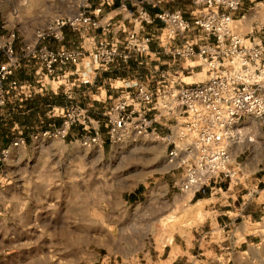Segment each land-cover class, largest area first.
Masks as SVG:
<instances>
[{
  "label": "rangeland",
  "instance_id": "rangeland-1",
  "mask_svg": "<svg viewBox=\"0 0 264 264\" xmlns=\"http://www.w3.org/2000/svg\"><path fill=\"white\" fill-rule=\"evenodd\" d=\"M80 2L0 0V62L6 59L8 45L20 65L28 59L25 44L37 48L58 44V48L72 49L79 55L77 64L47 75L52 83L42 84L36 78L34 81H39L34 86L39 92L35 98H10V92L3 108L0 264H264V221H244L241 231L234 230L232 226L240 220L232 223L228 207L219 199L197 201L209 197L213 189L192 198L182 193L177 185L183 168L167 162L173 144L131 132L120 133L118 141L110 136L111 109L118 100L133 98L135 109L143 110L133 97L135 90L128 93L125 85L133 80L130 74L137 84L154 93V69L163 73L157 79L159 85L176 78L183 84L204 79L198 58L177 59L164 53L163 45L166 49L180 47L189 36L168 43L155 22L153 30H139V36L144 32L153 36V55H145L146 68L133 72L124 67L129 60L108 56L124 49L132 29L117 25L113 40L111 20L99 16L111 4L83 0L84 13L99 25L109 23V31L82 24L65 26L59 38L37 37L55 17L72 16ZM139 55L132 54L131 59ZM23 71L17 67L15 79L32 85ZM124 89L128 92H108ZM71 105L86 111L89 127L75 126L65 137L43 135L59 125L63 108ZM152 112L155 114L154 110L145 111L155 134L171 136L176 147L183 149L188 140L179 137L180 127L174 129L169 120L158 122L160 118ZM12 138L22 141L9 147ZM254 141L249 148L231 153L235 164H246L255 152H264V127L255 130ZM5 148L8 152L3 156ZM258 167L263 172L264 161ZM223 184L227 186V181L217 185ZM255 213L260 214L258 210Z\"/></svg>",
  "mask_w": 264,
  "mask_h": 264
},
{
  "label": "built area",
  "instance_id": "built-area-1",
  "mask_svg": "<svg viewBox=\"0 0 264 264\" xmlns=\"http://www.w3.org/2000/svg\"><path fill=\"white\" fill-rule=\"evenodd\" d=\"M80 1L79 9L72 16L55 17L46 31L38 33L37 37L59 38L65 26L75 28L82 24L109 31L110 24L99 25L84 13V3ZM103 1L111 3L114 0ZM192 1L204 9L194 20L184 18L179 10H159L152 15L142 11L140 17L135 19L137 29L133 28L126 37L124 49L120 52L111 51L108 56L128 61L132 54L151 53L153 36L149 33L138 35L144 23L159 24L168 43L197 30L203 34L200 41L188 38L180 47L166 49L163 45V48L164 53L173 58H198L208 73L204 81L183 84L176 78L161 84L155 93L138 85L133 97L143 110L135 109L133 98H125L114 104L110 116V136L113 141L120 139V133L131 132L135 135H151L173 144L167 162L183 168L177 187L182 193L193 196L234 177L235 172L229 165L227 144L254 142V135L244 127L242 119L250 116L264 122V19L249 33L242 34L236 28L243 15L239 19L232 16L242 0ZM247 1L264 3V0ZM144 2L156 8L162 0ZM24 52L28 59L36 58L48 76L59 68L75 65L79 61L78 53L66 48H37L25 44ZM4 56L5 61L0 62V116L11 90L20 86L19 81L13 78L18 57L11 45L6 47ZM130 105L132 108L128 110ZM63 109L59 125L44 131L43 135L65 137L75 126L82 129L89 127L90 121L85 110L72 105ZM146 110H154L161 115L179 112L185 118L180 126L179 137L188 140L186 146L177 148L171 136L156 135ZM134 113L136 116H133ZM21 141L20 138L13 139L9 147L17 146ZM7 152L5 148L1 154L6 156Z\"/></svg>",
  "mask_w": 264,
  "mask_h": 264
},
{
  "label": "crops",
  "instance_id": "crops-1",
  "mask_svg": "<svg viewBox=\"0 0 264 264\" xmlns=\"http://www.w3.org/2000/svg\"><path fill=\"white\" fill-rule=\"evenodd\" d=\"M108 4H111V6L105 8L107 12H105V9H103L99 16H102L103 20L104 19L111 20L112 22L111 38L113 40L115 39L114 32L117 28V25H119L118 28L120 29L122 28L123 30L130 31L133 28L137 29V23L135 19L140 17V13L142 11H146L147 13L152 15L154 14V12H157L159 10H167V11L179 10L182 13L183 17L188 20L196 19L204 11L202 5H197L193 3L192 0H162L160 5L156 8L151 7L150 5L145 3L144 0H114L113 2L111 3L109 2ZM240 15H243V18L239 19ZM232 16L235 19H239L236 30L242 34H247L256 27L257 23L263 21L264 3L260 1L250 2L247 0H242L238 9L232 12ZM248 27H250L249 30ZM153 29H154L153 23L152 24L144 23L143 26H141L140 30L143 32ZM97 32L100 33L99 30ZM94 36H96V34L92 32V37L94 38ZM188 36L189 39H194V41L195 39H198V41H200L203 38V34L199 30L195 31V33L191 32V34H188ZM46 46L51 49L58 48V44L57 47H51L48 45ZM150 54L151 53H149V55ZM145 55L146 54L139 55L137 58L130 59L127 63H124L125 64L124 67L130 68L131 70H133V72L139 69L146 68L145 65L147 64V61H145L144 58ZM25 62L26 64L23 63L22 65L18 63L19 70L22 68L25 71V73L28 75V78L31 79V82H33V84L31 85L30 82L27 83L19 82L20 86L16 89L11 90L12 95L10 96V98L12 96H15V98L17 96L24 98H35L36 93L39 92L35 89L34 86V82L39 81V80L34 81L36 78H40L42 84L44 83L50 84L54 81L51 80L50 77H48L44 73L40 62L36 58H29ZM128 64L131 67L130 66L128 67ZM202 69L204 73V75L202 76H204L203 77L204 79L199 81H191V83H187V84H192V82L196 83V82L204 81L208 77V73L205 67H202ZM152 72L154 73L155 85H152L151 89L154 88L155 90H157L160 87L157 79L160 76H162L163 73L161 72L158 73V69H154L152 70ZM189 72L193 74L192 69H189ZM177 73L182 74L183 72L179 71ZM124 77L127 76L124 75ZM130 77H132L133 80L126 81V78H123V81H126L125 85L129 87V92L126 91L125 89L114 90V91L108 90V92L111 94L114 93L117 94V93H126V92L130 93L133 92L134 90L136 91L137 86L142 84L140 83L137 84V80L133 76V74H130ZM13 78H15V74ZM111 97L112 95L108 96V98ZM35 100H38V98ZM32 108L34 109L35 107L32 106ZM154 112L155 114L153 112L152 114L156 118H160V121L158 122L166 123L169 120L170 122L174 123L173 126L171 125V127H173L174 129L176 127H180L185 119L183 116H180L179 112H174L171 115H164V114L161 115L158 114L157 111ZM242 124L248 131H250L254 135V139H255V130L259 129V127H264V122L256 121L250 116H245L242 119ZM13 125L15 126V124ZM171 133H175V132L171 131ZM185 142H187V140H185ZM255 143L256 142L254 141L252 143L245 142V143L227 144V148L230 156L229 165L235 172L234 177L230 180H225L227 181V186L226 184H223V186L214 184L212 187H210L209 189H213V191L211 192L209 197H204L199 199L196 198L198 199L197 201H199L200 199L211 200V201L215 199H219L220 204H222L223 207L224 206L228 207L226 213L229 214V218H231L230 219L231 222L234 223L235 220L237 219L240 220L238 225L232 226L234 230L239 229L241 231L242 223L244 221H249V222L251 221L252 223H256V224L260 221H264V170L263 172H261V168L258 167V164L264 161V152L263 151L255 152V155L253 156L251 161L247 162L246 164L244 163L235 164L234 161L232 160V155H231V153L233 152L234 154H237L238 152L242 151L244 149V146L246 147L248 146L249 148L250 145H253ZM248 152L250 153V149ZM214 195H216V197H214ZM193 196L191 195V198ZM248 207H250V210L248 209ZM256 210H258L260 214H256L255 213ZM163 213H165V210L160 211V214Z\"/></svg>",
  "mask_w": 264,
  "mask_h": 264
}]
</instances>
